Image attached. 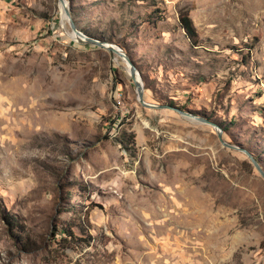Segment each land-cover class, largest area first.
Instances as JSON below:
<instances>
[{
	"label": "rangeland",
	"instance_id": "1",
	"mask_svg": "<svg viewBox=\"0 0 264 264\" xmlns=\"http://www.w3.org/2000/svg\"><path fill=\"white\" fill-rule=\"evenodd\" d=\"M67 4L0 0V264H264V0Z\"/></svg>",
	"mask_w": 264,
	"mask_h": 264
},
{
	"label": "water",
	"instance_id": "2",
	"mask_svg": "<svg viewBox=\"0 0 264 264\" xmlns=\"http://www.w3.org/2000/svg\"><path fill=\"white\" fill-rule=\"evenodd\" d=\"M60 2H61V0H60ZM64 12L66 14L67 20L70 21L71 26H72L74 32L77 35L82 36L83 34L78 30L77 26L72 21V17H71V13H70V9L68 7V4L66 5V7L64 9ZM87 39H88V41L90 43H93L95 45H98V46L107 48L112 53H114V52L115 53H118L119 55H121L123 57V59L125 60V62L128 65L129 73H130V75L132 77V80H133L135 86L137 87L139 101L144 106L151 107V108H158V107L159 108H164V107H166L165 105H162V104L156 105V104L149 103V102H147L145 100V97H144V85H143V81H142V78H141V73L139 72L137 66L135 65L134 61L130 58V56H128L120 47H118L117 45H115L113 43H109L107 41L99 40V39H96V38H90V37H88ZM196 118L203 120L199 116H196ZM206 121L209 122L208 120H206ZM248 154L254 160L256 166L259 168V165L256 162V159L253 157V155L250 152Z\"/></svg>",
	"mask_w": 264,
	"mask_h": 264
},
{
	"label": "trees",
	"instance_id": "3",
	"mask_svg": "<svg viewBox=\"0 0 264 264\" xmlns=\"http://www.w3.org/2000/svg\"><path fill=\"white\" fill-rule=\"evenodd\" d=\"M180 24L181 26L185 29V32L187 33V35L194 41V43H199L200 42V38H199V32L198 29L194 23V20L190 17V14L187 12H183L180 14ZM81 219V216L79 215H75L74 216V220H73V224L76 225L77 224V218ZM80 228L81 231L83 233V231L85 230L84 227L85 223H82L81 226L79 224H77ZM57 231H62V236L64 240H67L69 242H71L73 239H82L76 236V233L74 232L71 224L67 227L65 226H61V228L57 229ZM91 238V236H89Z\"/></svg>",
	"mask_w": 264,
	"mask_h": 264
},
{
	"label": "bare ground",
	"instance_id": "4",
	"mask_svg": "<svg viewBox=\"0 0 264 264\" xmlns=\"http://www.w3.org/2000/svg\"><path fill=\"white\" fill-rule=\"evenodd\" d=\"M61 5H62V9L64 10L65 9V7H66V5H67V0H61ZM63 16H64V18L67 20V18H66V14H65V12H63ZM182 188V187H181ZM180 188V189H181ZM186 190V189H185ZM187 191V190H186ZM195 208H196V206H195ZM201 208V207H200ZM192 209H193V207H192ZM198 209V208H197ZM192 211V210H191ZM208 212V211H207ZM197 213V212H196ZM205 213V212H204ZM203 213V214H204ZM195 215V214H194ZM200 217V216H199ZM203 217V216H202ZM199 219V218H198ZM198 219H197V221H198ZM196 220V219H195ZM210 230V229H209ZM207 232V231H206ZM210 234V233H209ZM216 247V246H215Z\"/></svg>",
	"mask_w": 264,
	"mask_h": 264
}]
</instances>
